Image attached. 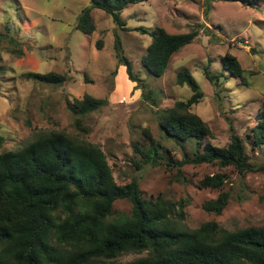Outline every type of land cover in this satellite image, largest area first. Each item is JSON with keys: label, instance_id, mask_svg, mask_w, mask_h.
Instances as JSON below:
<instances>
[{"label": "rangeland", "instance_id": "374dc122", "mask_svg": "<svg viewBox=\"0 0 264 264\" xmlns=\"http://www.w3.org/2000/svg\"><path fill=\"white\" fill-rule=\"evenodd\" d=\"M89 6L90 0H0V154L29 145L40 135L66 133L101 147L118 185L137 180L143 199L161 194L182 204L183 219L177 215L173 220L184 229L194 231L212 222L224 231L263 227L264 174L243 175L217 164L177 166L192 149L163 140L160 118L176 101L192 97L188 85L177 84L179 73L188 69L204 94L192 111L210 126V143L225 148L230 135L238 134L251 162H264V147L255 148L251 134L264 112V0H255L253 6L229 0H148L126 7L124 26L94 9L96 30L91 36L77 30ZM154 27L172 35L199 32L173 55L161 77L142 61ZM117 39L120 57L142 81L129 80L117 55ZM226 54L237 58L244 78L224 69ZM33 73L65 75L67 81L47 85L32 79ZM86 95L104 105L87 116L75 115L70 105ZM159 143L162 153L170 151L173 165L138 169L141 157L134 147H161ZM217 174L225 177L221 189L202 187L205 177ZM222 192L230 194L227 208L221 215L206 212L203 204ZM113 209L111 219L127 220L133 204L118 200ZM141 256L124 255L117 263Z\"/></svg>", "mask_w": 264, "mask_h": 264}, {"label": "trees", "instance_id": "16d2710c", "mask_svg": "<svg viewBox=\"0 0 264 264\" xmlns=\"http://www.w3.org/2000/svg\"><path fill=\"white\" fill-rule=\"evenodd\" d=\"M146 1L90 0L79 17L77 30L88 36L94 33V9L124 26L121 16L126 7ZM229 1L252 6L255 2ZM150 35L152 43L142 61L151 73L161 77L173 55L195 41L199 32L172 35L154 27ZM97 46L102 47L100 42ZM115 46L129 80L142 81L134 75L131 63L120 57L119 39ZM223 67L235 78H244L236 57L226 54ZM205 73L213 83L208 69ZM30 77L47 85L67 81L65 75L56 73H33ZM177 84L188 85L193 95L188 101H176L160 118L163 140L181 150L192 149L191 154L184 153L177 166L217 164L234 167L243 175L264 174V162H251L245 141L238 134L230 135V145L225 148L210 143L214 139L210 126L192 111L204 94L188 69L179 73ZM103 105L104 101L86 95L70 109L75 115L87 116ZM251 134L254 147H264V112ZM160 146L134 147L141 157L138 169L166 162L173 165L170 151L162 153ZM224 184L221 174L207 176L201 182L202 187L210 189H221ZM118 200L133 204L127 220L111 219ZM229 200L230 194L222 192L216 200L204 203L203 209L221 215ZM180 210L182 204L161 194L150 201L143 199L137 180L118 185L101 147L66 133L40 135L29 145L0 154V264H118L119 258L134 253L143 256L123 264H264V226L224 231L212 222L190 231L173 220L177 215L183 219Z\"/></svg>", "mask_w": 264, "mask_h": 264}]
</instances>
